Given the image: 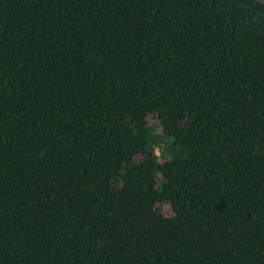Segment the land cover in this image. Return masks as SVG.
<instances>
[{"label":"trees","instance_id":"obj_1","mask_svg":"<svg viewBox=\"0 0 264 264\" xmlns=\"http://www.w3.org/2000/svg\"><path fill=\"white\" fill-rule=\"evenodd\" d=\"M0 264H264V4L0 0Z\"/></svg>","mask_w":264,"mask_h":264},{"label":"rangeland","instance_id":"obj_2","mask_svg":"<svg viewBox=\"0 0 264 264\" xmlns=\"http://www.w3.org/2000/svg\"><path fill=\"white\" fill-rule=\"evenodd\" d=\"M160 210H161L162 213H164L166 215H170L172 213V210H171L170 206H169V209H168V207L166 205H162Z\"/></svg>","mask_w":264,"mask_h":264},{"label":"water","instance_id":"obj_3","mask_svg":"<svg viewBox=\"0 0 264 264\" xmlns=\"http://www.w3.org/2000/svg\"><path fill=\"white\" fill-rule=\"evenodd\" d=\"M256 1H258V2H260V3H262V4H264V0H256Z\"/></svg>","mask_w":264,"mask_h":264}]
</instances>
